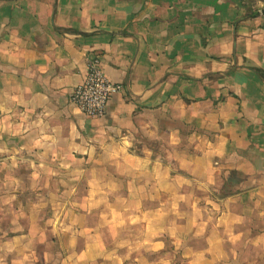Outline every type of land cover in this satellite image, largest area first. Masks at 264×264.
I'll list each match as a JSON object with an SVG mask.
<instances>
[{
	"label": "crops",
	"instance_id": "obj_1",
	"mask_svg": "<svg viewBox=\"0 0 264 264\" xmlns=\"http://www.w3.org/2000/svg\"><path fill=\"white\" fill-rule=\"evenodd\" d=\"M0 264H264V0H0Z\"/></svg>",
	"mask_w": 264,
	"mask_h": 264
},
{
	"label": "built area",
	"instance_id": "obj_2",
	"mask_svg": "<svg viewBox=\"0 0 264 264\" xmlns=\"http://www.w3.org/2000/svg\"><path fill=\"white\" fill-rule=\"evenodd\" d=\"M100 63L98 58L87 59V76L83 83L76 86L70 98L81 112L91 118L103 117L111 97L122 89L121 85L107 78Z\"/></svg>",
	"mask_w": 264,
	"mask_h": 264
}]
</instances>
